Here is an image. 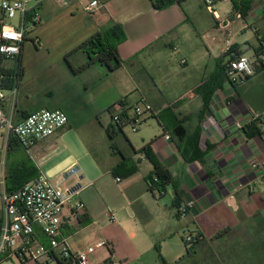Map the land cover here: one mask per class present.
I'll list each match as a JSON object with an SVG mask.
<instances>
[{"label": "crops", "instance_id": "1", "mask_svg": "<svg viewBox=\"0 0 264 264\" xmlns=\"http://www.w3.org/2000/svg\"><path fill=\"white\" fill-rule=\"evenodd\" d=\"M189 1L157 7L155 0H99L100 5L87 12V0H81L80 7L70 3L71 7L58 14L73 22L51 29L42 23L39 0L40 21L33 38L23 42L18 57L22 73L13 96L6 99V111L18 122L36 110L60 108L67 121L52 135L30 146L39 149L36 156L44 152L53 156L51 166L43 170L36 157L28 155L30 147L18 143L9 150L12 136L0 128L5 130L0 143L4 180L10 168L23 164L19 162L23 159L21 149L38 172L52 181L59 178L72 158L79 162L86 172L77 164L82 181L91 184L78 195L84 204L82 210L70 213L64 209L60 237L76 252L86 248L80 237L94 231L96 237L87 246L104 240L108 248L92 253L89 257L93 262L225 264L230 247L237 250L238 259L244 263L248 256H264V130L256 121L252 122L259 132L250 127L252 122L241 129L234 126L235 121H245L251 111L264 110V65L237 85L231 84L223 71L233 56L255 57L258 38L264 34V0H217L223 4L220 13L215 7L213 11L203 6L193 9ZM178 9L185 10V20L191 21L198 33L203 32L201 39L188 42L178 33ZM142 14L151 15L150 27L145 30L135 23L130 28ZM77 15L78 23L74 20ZM116 24L125 35L117 45L121 59L117 69L109 71L96 63L87 65V55L82 50L72 51L95 31ZM61 28V34L55 33ZM247 29L253 31L256 41L245 37L242 32ZM226 38L230 39L228 51ZM26 43L31 46L24 50ZM25 51L34 56L26 58ZM69 52L67 61L64 56ZM9 61L14 60L5 61L14 71ZM141 99L151 104L153 112L136 131L127 135L124 128L113 126L115 103L131 106ZM171 115L185 129L181 138L173 133ZM150 122L154 126L148 132ZM72 128H85L83 146L79 140L70 145L65 142ZM87 129L99 139L106 133L109 141H114L110 146L112 154L102 155L98 141L90 139ZM119 135L124 138L122 143L116 142ZM146 144L170 173V182L160 191L148 190L146 178L153 166L140 151ZM193 150L196 153L190 156ZM130 167L135 169L126 173ZM107 174L114 178L119 195L106 187ZM175 198L178 206L189 198L194 201L183 217L172 206ZM99 213L106 219L95 223ZM35 232L45 243L37 227ZM188 234L199 237L186 253L184 237ZM176 236L182 244L175 253L184 252L177 259L169 251L163 255L160 245L172 243ZM173 245L176 246L174 240ZM39 261L73 264L58 257L42 256Z\"/></svg>", "mask_w": 264, "mask_h": 264}, {"label": "built area", "instance_id": "2", "mask_svg": "<svg viewBox=\"0 0 264 264\" xmlns=\"http://www.w3.org/2000/svg\"><path fill=\"white\" fill-rule=\"evenodd\" d=\"M179 2L180 0H173ZM217 0H204L207 8L214 10ZM39 0H0V128H4L9 135L15 137L18 143L28 148L39 140L52 135L55 130L65 125L67 115L60 108L39 109L27 114L20 121L14 122L11 114L6 111V99L13 96L18 83L16 76L18 57L25 40L33 38L30 35L40 21L38 12ZM99 0H87L84 9L92 12ZM230 39H225V50L228 51ZM16 62L12 71V85L4 87L5 74L1 71L9 70L6 60ZM184 61L183 59L181 60ZM264 65V34L258 38L255 57L236 55L228 59L225 64V75L228 81L237 85L254 74L256 68ZM117 111L111 115V122L116 128L128 127L136 131L144 119L152 112V106L144 99L131 106L117 102ZM252 121L258 122L264 130V110L251 111L245 121H235L237 129L244 128ZM264 135V131L262 133ZM165 138H168L166 135ZM257 164H252L256 166ZM264 176V175H263ZM82 172L78 165L70 166L62 172L56 181H52L41 172L13 191H6L4 172L0 166V264H17L24 260L39 262L42 256L46 258H64L73 264H106L105 261L93 262L90 255L97 249L108 248L107 242L99 240L83 250L73 252L64 239L60 237L63 223V211L70 213L83 209V202L78 195L90 181L82 182ZM116 180H119L116 177ZM194 205L193 199H187L178 206L177 214L185 216ZM110 215V221H113ZM38 228L46 242L40 241L35 228ZM185 240L191 241V235ZM111 264H124L116 261Z\"/></svg>", "mask_w": 264, "mask_h": 264}, {"label": "rangeland", "instance_id": "3", "mask_svg": "<svg viewBox=\"0 0 264 264\" xmlns=\"http://www.w3.org/2000/svg\"><path fill=\"white\" fill-rule=\"evenodd\" d=\"M79 1L81 0H42V7L40 9V13L42 15V23L43 25H46V28L50 27L51 29L54 28V26L56 25L57 27L58 26H67V24H70V22L72 21H69L67 19V17H64L62 15H58L60 13V11L62 9H67L68 7H71L70 3H72V7H80V3ZM130 1V0H127V2ZM189 5L193 8V9H198L199 7H207L204 0H190L189 1ZM183 5V4H182ZM222 3L219 1V2H216L214 4V7L215 9H217L220 13V11L222 12ZM203 14V13H202ZM175 15H176V18L177 16L178 17H181V19H177L176 21V30L178 31V33H180L182 35V37L184 39H186L188 42L190 41H194L196 38L198 39H201L203 37V32L202 33H198L196 31V28H194V25L191 23V21H186L185 20V15L187 16L185 10H179L178 9V12L175 11ZM198 15H201V14H198ZM174 16V15H173ZM78 15L75 16V19L76 20L75 22L78 23ZM201 19L204 20V16L201 15ZM151 15H147V14H142L141 16L138 17V19H136L135 22L131 23L130 24V28H131V25H132V28L134 26V24L136 23V25H141V27H143L145 30H147L150 25H151ZM73 22V21H72ZM62 29L59 30V31H56L55 33H62ZM47 30V29H46ZM46 30H44V35L46 36ZM33 32H34V29L31 31L30 35L33 36ZM64 32V30H63ZM137 33V32H136ZM243 34H245V37H247L249 40L251 41H256V38L254 36V33L253 31H251L250 29H247L245 31L242 32ZM206 36H204L205 38ZM31 45L28 43H26V46L24 48V50H27V48H29ZM34 49V48H33ZM25 57H33L34 55L31 53V52H26L25 51ZM8 64H11V67L14 68V71H15V68H16V62L15 61H9ZM179 64V63H178ZM180 66V65H179ZM182 66V65H181ZM132 101V100H131ZM138 103V102H136ZM148 126H150V128L147 129L148 132L151 131V126H154V123L153 122H150L148 124ZM84 129L85 128H72L69 132H67V134L65 135V142L70 145V143L74 144V142L76 141V143L78 142V140L81 142V146H83V140L82 138L84 137ZM69 128H66L65 131H68ZM116 130V129H115ZM124 131L126 132L127 135H131L132 132L129 130L128 127H124ZM118 132V131H116ZM119 134V133H117ZM87 135L88 136H92L90 139L93 140V142L95 141L96 143V140L98 141L97 144H98V147L101 151V153H103L102 155L104 156H107L108 153L109 154H112L113 150L111 149V145L114 141H109L108 139V136L106 133H104L103 135V138H96V135L94 134H91L89 132V130L87 129ZM3 136H5V130H0V143L2 141V138ZM85 139V137H84ZM124 140V138L122 137V135L120 136H117V139H116V142L117 143H122ZM83 144V145H82ZM96 144V145H97ZM37 149L35 146H32L29 148V154L27 152L28 155H32L33 157H36V159L38 160V167L40 169H45V167H49L51 166V163L53 162L50 161L53 156H51V154H46L45 152L43 154H39L38 156H36V152H37ZM25 150L24 149H21V152L25 153L24 152ZM64 156V155H63ZM63 156H59V158H62ZM48 157V158H47ZM43 158V162L41 163V160ZM88 160V164H91V160L89 158H87ZM77 161V160H76ZM71 164L66 168L68 169L70 166H73V165H79L82 170L85 172L84 168L81 166V164L79 162H75L74 159L72 158ZM94 165L91 164V168L93 169ZM66 169H64L62 172H64ZM92 171V170H91ZM93 172V171H92ZM86 173V172H85ZM90 175V174H89ZM91 176V175H90ZM89 176V177H90ZM107 176L109 177V179H106L105 181V184H106V187L109 189V190H112L114 193H116L117 195H119V192L117 193V190H116V186H115V180L114 178L110 175V174H107ZM91 179L92 176H91ZM83 182V181H82ZM103 218H105L104 214L103 213H99L97 214L95 217H94V221L95 223L97 221H100L102 220ZM106 219V218H105ZM94 237H96V233L92 230H89V231H86V234L84 237H80V243H83L85 247H87V245L91 242H93L94 240ZM173 240L176 242V246L173 245ZM172 243H161L160 245L162 246L161 247V250H162V253L163 255L165 254L164 251H169L172 252L173 254V257H176L175 259H177L179 257V255H182L184 252H178V253H181V254H178L177 255V252L175 253V251H177V246H179L178 244L181 243L180 241V237L178 239V237H174V239H172L171 241ZM182 244V243H181ZM229 251L226 252V256H229V259H224V262L225 264H256V263H259V264H264V256H248L245 263L244 261H241L240 259H238V255H237V250L236 249H232L230 247V249H227ZM160 252V251H159ZM166 257H169V256H166ZM28 264H35L33 261L31 263H28ZM51 264H56V262H52Z\"/></svg>", "mask_w": 264, "mask_h": 264}, {"label": "trees", "instance_id": "4", "mask_svg": "<svg viewBox=\"0 0 264 264\" xmlns=\"http://www.w3.org/2000/svg\"><path fill=\"white\" fill-rule=\"evenodd\" d=\"M155 2L158 4L156 5L155 3L157 7H164L170 5L173 2V0H157V1L155 0ZM124 40H125V35L123 33V30L120 25L116 24L108 29L95 31L92 35H90L86 40L81 42L72 51L82 50L87 55V61H86L87 65L96 63L105 66L109 71H113L117 69L121 64V59L119 58L117 52V45ZM69 54L70 52L65 54L64 56L67 61H68L67 57ZM16 71H17L16 76L19 79L22 73V68L19 60ZM223 71L225 73V69ZM1 72L6 76V79L3 80L4 87L9 88L12 85L13 79L11 76L14 75V73L10 70H4ZM171 121H172L171 127L173 133L178 138H181L185 132L184 127L179 121H177L175 115H171ZM250 127H253L256 130V132H259V129L256 126L255 122H252L250 124ZM117 129L121 130V128H117ZM11 142H13V144H11ZM17 145L19 144L18 141L15 139V137L14 136L10 137L9 145H8L9 150L14 149ZM140 151H143L145 153L146 157L149 159V161L152 163L153 166L151 174H149L146 178L148 184V190L151 192L160 191L165 185H167L170 182L171 180L170 173L150 152L148 148V144L143 146L140 149ZM193 153L195 154L196 151L193 150L190 156H193ZM19 155L23 157V159L19 161L21 164L22 163L23 164L22 165L16 164L13 168H10L8 174L5 175L6 191H13L17 189L22 184L35 177L38 173L37 167L32 163V161L27 157V155H25L23 152H20ZM183 155L186 159L190 158V156L186 153V151H183ZM134 169L135 167H130L129 169H127L126 173H130ZM175 200L176 201L172 202V206L177 209L178 208L177 198H175ZM198 237L199 235L192 237L191 241H187L184 238L186 253H188L192 245L196 243ZM172 264H176V262Z\"/></svg>", "mask_w": 264, "mask_h": 264}]
</instances>
